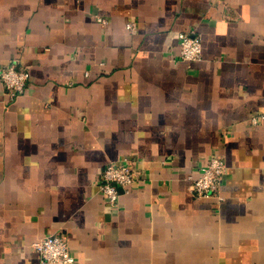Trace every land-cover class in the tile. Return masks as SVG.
Listing matches in <instances>:
<instances>
[{
    "label": "crops",
    "instance_id": "obj_1",
    "mask_svg": "<svg viewBox=\"0 0 264 264\" xmlns=\"http://www.w3.org/2000/svg\"><path fill=\"white\" fill-rule=\"evenodd\" d=\"M8 63L29 79L0 82V264H39L50 233L72 264H264V0H0ZM214 154L218 191L195 196ZM125 158L112 206L99 174Z\"/></svg>",
    "mask_w": 264,
    "mask_h": 264
},
{
    "label": "built area",
    "instance_id": "obj_2",
    "mask_svg": "<svg viewBox=\"0 0 264 264\" xmlns=\"http://www.w3.org/2000/svg\"><path fill=\"white\" fill-rule=\"evenodd\" d=\"M99 21L104 18L97 16ZM128 22L127 27L131 26ZM179 57L188 61L201 58L200 37L191 30L178 32ZM29 79V71L26 67H18L13 63L0 66V82L10 97L24 92ZM264 119V113L260 116ZM257 116L251 119L256 123ZM226 170L224 157L214 154L208 161L199 166L195 171L187 174L189 190L198 197H207L216 194ZM136 176V170L132 162L125 158L121 162L109 161L103 166L98 179V189L114 206L119 199V187L130 184ZM31 247L39 255V264H72L75 256L71 252L67 237L62 233H50L31 242Z\"/></svg>",
    "mask_w": 264,
    "mask_h": 264
}]
</instances>
